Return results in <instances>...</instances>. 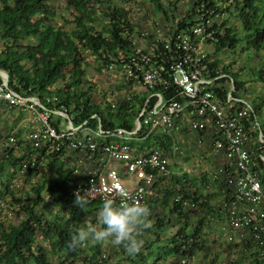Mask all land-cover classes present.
Segmentation results:
<instances>
[{
  "label": "trees",
  "instance_id": "16d2710c",
  "mask_svg": "<svg viewBox=\"0 0 264 264\" xmlns=\"http://www.w3.org/2000/svg\"><path fill=\"white\" fill-rule=\"evenodd\" d=\"M51 1L0 0V70L8 75L7 87L21 96L37 97L41 111L65 112L73 127L80 130L100 127L105 134L117 128L131 131L152 91L111 101L104 91L96 95L97 86L87 79L86 66L102 73L110 64L121 63L120 59L129 63L131 58L138 61L143 54L148 58L147 62H140L145 68L150 64L163 65L169 71L171 63L181 52L174 48L168 50L161 42L154 41L153 45V34L146 39L147 46L152 49L151 55L146 49L137 52L133 40L138 27L129 19L128 11L116 4V0H66L71 16L65 20L68 28L54 22L56 12ZM147 1L162 16L165 23L163 37L167 39L172 32H187L199 22L198 17L211 20L224 15L221 24L213 22L211 28L206 27L207 44L215 53L224 49L234 52L240 45L247 49L248 54L260 60V64L252 69L250 79L255 83L261 82L264 88V0H222L221 4L214 0H195L180 18L175 15L180 0L169 1L167 6L164 0ZM98 17L102 20L99 23ZM232 17L237 23L224 27L227 19ZM89 56L93 58L92 63L87 59ZM221 65L222 61L218 59L208 64L210 77L222 75L214 82L221 88L214 89L221 95L231 92L233 98H241L239 91L246 92V89L245 82L239 78L240 73L220 69ZM155 90L162 88L157 86ZM174 94H165L163 98L168 99ZM236 105L245 103L236 102ZM249 107L252 117L257 119L258 115L261 116L259 108ZM51 121L55 126L59 123L53 115ZM257 126L256 134L262 133L263 142L261 151L251 152L253 159L258 154L264 155V124L260 125L257 120ZM143 136L144 133L139 131L138 137ZM153 137V143L148 147L157 145L164 151L172 149V135ZM17 139V148L0 159V264H50V254L69 264H110L100 242L88 240L83 246L68 247L76 230L86 227L85 219L96 225L97 210L102 203L71 193L77 178L75 163L69 162L60 149H49V143L38 147L28 139ZM105 139L114 138L106 136ZM257 162L264 171V163L260 159ZM167 167L169 169V165ZM191 175L188 172L172 175L167 186L166 178L157 176L153 196L146 195L142 205L149 214L134 233L135 240L136 233L146 236L144 243H137L139 250L132 255L121 244L126 264H148L150 259L156 264L170 257H194L196 252L205 249L201 236L203 219L192 225L190 214L212 212L206 197L211 196L213 190L206 191L214 184L205 176ZM19 178L29 183V189L20 192L13 189ZM195 183L192 191L190 188ZM216 187L222 197L228 194L223 181H219ZM76 197L87 200L86 206H76ZM49 205L57 206L58 212L46 215L38 209ZM4 209L14 210V219L1 217ZM218 212L217 216H220L221 209ZM171 224L177 226L176 231L162 236ZM146 234L154 235V241ZM39 239L47 244L48 250ZM244 249L242 259L226 264H244L246 259H252L251 264H264L262 239H249ZM161 250L164 256L160 255Z\"/></svg>",
  "mask_w": 264,
  "mask_h": 264
},
{
  "label": "built area",
  "instance_id": "2783aa9c",
  "mask_svg": "<svg viewBox=\"0 0 264 264\" xmlns=\"http://www.w3.org/2000/svg\"><path fill=\"white\" fill-rule=\"evenodd\" d=\"M197 20L199 22L187 32H172L168 39L163 37V33L154 36V31L146 29H140L135 34L133 43L139 53L146 49L151 55L152 49L147 43L141 49L136 41V37L146 40L150 34H153V45L154 41L161 42L166 49L174 48L181 52L171 63L169 71L163 65L150 64L145 68L140 64L141 61H148L147 55L143 54L138 61L131 58L127 63L120 59L121 63L110 64L106 68L109 72L120 74L123 92L117 95L116 101L143 91H152L140 111V122L137 123L135 119L131 131L117 128L105 134L100 127L94 130L73 127L65 112L41 111L37 97L21 96L9 89L2 74L0 101L34 114L37 125L28 135V140L35 146L49 143V149H60L68 161L71 159L75 163L77 178L71 188L72 194H81L100 202L108 198L113 200L115 206L133 202L143 205L157 176L167 178L170 174L167 167L169 155L161 147L154 145L139 150L129 143L138 137L139 131L144 135L160 130L166 132L165 135L172 132L181 134L183 130L197 134V144H208L212 154H217L219 158L218 166L209 179L215 186L223 181L228 190V194L222 197L224 210L220 212L218 220L221 228L230 229L231 233L245 232L249 239H262L264 243V171L257 162L260 159L264 163V155L258 154L255 159L251 156V152L262 150L263 135L256 134L257 119L251 116L249 105H236V102L245 103L244 100L233 98L232 93L224 89L220 91L225 95L214 89L221 88L220 84L214 82L222 75L210 77L208 64L214 59L208 58L203 49L207 45L205 30L212 27V19L198 17ZM157 86L162 90H155ZM95 92L100 95L102 90L96 88ZM171 93L175 94L168 99L163 98V95ZM107 99L112 101L109 95ZM52 115L54 120L59 121L57 126L51 121ZM200 132L202 137H199ZM106 136L114 139L107 140ZM17 141L14 134L0 139V159L17 148ZM177 150V146L173 145L172 152L176 153ZM83 159L97 165L95 170L82 175L80 165ZM114 164L121 168L112 166ZM170 264L193 262L190 257L182 256L174 258Z\"/></svg>",
  "mask_w": 264,
  "mask_h": 264
},
{
  "label": "rangeland",
  "instance_id": "374dc122",
  "mask_svg": "<svg viewBox=\"0 0 264 264\" xmlns=\"http://www.w3.org/2000/svg\"><path fill=\"white\" fill-rule=\"evenodd\" d=\"M169 1L173 2L174 0H164L165 6L169 4ZM194 1L195 0L178 1L175 15L180 18L183 13H186V11L189 10L188 8L193 4ZM214 1L216 2V4H221V2H223L222 0ZM50 4L54 6L56 12V18L54 22L58 25H65V27L68 28L69 26L65 22V20L70 19L71 16L69 14V10L67 9L66 0H52ZM116 4L128 11L129 19L138 27L136 31H139L140 29H146L150 32L154 31V33L165 32V23L162 16L154 11L152 5L147 0H116ZM224 19V15H219L213 17L211 21L212 24L213 22H216L219 25L223 22ZM98 20V23L102 21L99 17ZM227 20L228 23H226L224 27L234 22L237 23V20L233 17ZM136 41L141 49L145 47L146 40L138 36L136 37ZM203 49L207 52L208 58L218 59L222 61L220 69H227L232 72L240 73L239 78L245 82L244 88L246 89V92L239 91V96L244 99L246 105H250L252 107H257L260 109L261 116L258 115L257 120L260 125H263L264 88L261 82L255 83L250 79L252 69L256 68L260 64V60L253 57L251 54H248L247 49L243 48V46L241 45L236 47L234 49V52L224 49L215 53L213 52L212 47L208 44L205 45ZM87 59L90 61V63L93 62L92 57L89 56L87 57ZM86 70L87 79L94 82L98 89L106 92L109 95L110 99L115 100L117 98V95L123 92V89H121L120 85V74L118 72H109L104 69L102 73H99L92 66H86ZM31 113L25 110H21L20 108L18 109L8 106L6 103L0 101V139H4L9 134H14L17 138L20 139V141L28 139V135L35 129L34 123H37L34 114ZM29 115H31L32 117H29ZM164 133L166 132H164L163 130L155 131L148 135H144L143 137L133 138L129 141V143L136 148L140 146L145 148L153 143V136H160ZM170 135L173 136V145L177 146L178 150L176 153H173L172 149L170 151H166V153H168L169 155L170 161L168 164L169 170H171L169 176L165 181L166 186L170 185L172 175H181L183 172H188L194 177L198 178H202L203 176H205L206 179H208L209 176H211V173H214L216 167L218 166L217 162H215L214 164L208 161L207 153H212L210 150L211 147L205 143H203L202 146H199L195 143V139L193 141L190 140L191 134L186 130H183L181 134H175V132H172ZM210 156L212 157V154ZM85 159H83V161L81 162L82 165H80V168H82V175H86L94 171L95 167L97 166L91 165V163ZM69 161L73 163L71 159H69ZM112 166L121 168L120 165L114 164ZM2 179L4 178L2 177ZM19 179L20 181H15L13 189L16 192H20L24 189H29V183H26L24 180H22V178ZM197 183L191 186L190 189H192V191L195 190V185ZM210 188L211 189L206 191V193L210 192L211 190L213 191H211V196H207L206 199L209 203V206H212V212L206 214L204 211H196L195 213L190 214L192 216L190 220L192 225L199 221V219H203V224L201 226V236L204 239V245H206L205 249L199 250L198 252H196L194 257H190L193 264H226L232 260L236 261L240 258L242 259V255L245 252L244 248L249 240L245 232L231 233L230 229L223 230L221 228L218 222V220H220V216H217V213H219V209H222L221 213H223V198L218 192V189L215 185ZM153 192L154 188L152 186L149 189L147 195H151L152 197ZM204 192L205 191H203V193ZM38 209L41 212H44L46 215H53L58 212V207L52 205H49L47 207L41 206ZM1 217L14 219L15 211L4 209L2 211ZM89 222L90 221L88 219H85L84 221L86 226L89 224ZM167 229L168 230L163 232L162 236L172 234L176 231L177 226L175 224H171ZM189 230H192L191 227L189 228ZM229 236H232V239H229ZM145 237H142L140 236V234L136 233L137 243H144ZM147 237H151L152 241H154L155 239V236L151 234L147 235ZM90 241L94 242V240ZM39 242L41 243L40 239ZM41 244L44 249L48 250V246L46 243ZM100 245L110 264H126V262L123 260L121 245H115L111 243V240L100 242ZM160 255L164 256L163 250H161ZM173 259L174 258L170 257L165 261H158L156 262V264H170ZM251 260L252 259L244 260V264H251ZM152 261L153 260L150 259L148 264H153ZM49 262L50 264H69L68 262H64L59 257L53 254L49 255Z\"/></svg>",
  "mask_w": 264,
  "mask_h": 264
},
{
  "label": "clouds",
  "instance_id": "9594fccd",
  "mask_svg": "<svg viewBox=\"0 0 264 264\" xmlns=\"http://www.w3.org/2000/svg\"><path fill=\"white\" fill-rule=\"evenodd\" d=\"M74 204L83 208L87 200L76 197ZM148 214V209L139 203L115 206L113 200L106 198L97 210L96 226L88 224L77 229L71 236L68 247L83 246L88 240L97 242L111 240L115 245L123 244L129 255L135 254L139 249L134 233Z\"/></svg>",
  "mask_w": 264,
  "mask_h": 264
},
{
  "label": "crops",
  "instance_id": "0c3cea01",
  "mask_svg": "<svg viewBox=\"0 0 264 264\" xmlns=\"http://www.w3.org/2000/svg\"><path fill=\"white\" fill-rule=\"evenodd\" d=\"M242 99V98H241ZM242 100H244V99H242ZM29 117H32L31 115H29ZM37 125V123L35 124L34 123V126H36ZM176 134V133H175ZM185 137V136H184ZM190 137V136H189ZM188 137V138H189ZM197 137H198V135L196 134H191V137H190V140H194L195 139V143L197 144V142H196V139H197ZM199 137H202V135H200ZM139 138V137H138ZM206 144V143H205ZM211 147V146H210ZM210 150H211V148H210ZM212 152V151H211ZM212 154V153H211ZM210 153H207V155H208V161H210V163L212 162V163H214L215 164V162H218V160H219V158H218V155L216 154V155H213L212 154V157L210 156L211 155ZM220 225V224H219Z\"/></svg>",
  "mask_w": 264,
  "mask_h": 264
},
{
  "label": "water",
  "instance_id": "95a60500",
  "mask_svg": "<svg viewBox=\"0 0 264 264\" xmlns=\"http://www.w3.org/2000/svg\"><path fill=\"white\" fill-rule=\"evenodd\" d=\"M0 74H2V75L4 76V78H5V83L7 84V80H8V75H7V73L4 72L3 70H0ZM141 114H142V113L140 112V113L138 114L137 118H136L137 123L140 122V115H141Z\"/></svg>",
  "mask_w": 264,
  "mask_h": 264
}]
</instances>
